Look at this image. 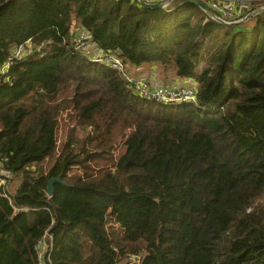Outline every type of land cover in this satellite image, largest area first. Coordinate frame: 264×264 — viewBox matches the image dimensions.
<instances>
[{
    "label": "trees",
    "instance_id": "trees-1",
    "mask_svg": "<svg viewBox=\"0 0 264 264\" xmlns=\"http://www.w3.org/2000/svg\"><path fill=\"white\" fill-rule=\"evenodd\" d=\"M174 2L0 0V167L18 181L0 264H38L45 232L46 264H264V11L203 23ZM74 21L123 69L75 48ZM143 66L193 79L195 101L143 97Z\"/></svg>",
    "mask_w": 264,
    "mask_h": 264
},
{
    "label": "built area",
    "instance_id": "built-area-1",
    "mask_svg": "<svg viewBox=\"0 0 264 264\" xmlns=\"http://www.w3.org/2000/svg\"><path fill=\"white\" fill-rule=\"evenodd\" d=\"M140 3L143 1L145 3H159L164 7H167L175 0H136ZM207 5L209 11L205 12V17L202 22L206 23L209 20L217 21L224 25H230L236 22L249 21L250 15L253 17L264 11V5L259 3L254 4L256 0H200ZM264 1V0H261ZM247 21V22H248ZM75 48L79 50H87L89 48L96 47L93 41L91 33L87 30H81L79 33H74L72 38ZM29 41V40H28ZM23 52V48L19 46L13 51V56L8 58V61L2 66V73L6 68H8L13 57L20 56ZM94 61H101L106 64L111 65L113 68L123 69L122 60L119 57L109 55L106 52L99 50L95 55H91ZM134 82L136 89L139 93L146 99H153L154 101L161 104H169L174 102H193L196 97V87L194 84H189L186 86L172 87V86H153L150 82L144 80L143 78L134 81L131 77L127 78ZM13 180L12 173L6 171L0 167V196L10 198V187ZM21 210H27V208H22ZM50 236L47 232L37 241L36 249L38 252V264L45 263V254L47 248L50 247V243L47 239ZM141 260L140 254H129L126 260V264H139Z\"/></svg>",
    "mask_w": 264,
    "mask_h": 264
},
{
    "label": "rangeland",
    "instance_id": "rangeland-1",
    "mask_svg": "<svg viewBox=\"0 0 264 264\" xmlns=\"http://www.w3.org/2000/svg\"><path fill=\"white\" fill-rule=\"evenodd\" d=\"M179 2H173L171 5H170V8H173L174 6H176L177 4H178ZM257 3H259V4H261V5H264V1H261V0H256L255 2H254V4H257ZM185 12L186 13H190L191 12V10L190 9H188V8H185ZM72 29H71V32H72V38H73V34L74 33H79L81 30H86V29H84V28H82L81 26H79L75 21L73 22V24H72ZM99 50H101V49H99L97 46L96 47H91V48H89V49H87V50H81L80 52H82L85 56H87V57H90L91 55H95L96 54V52L97 51H99ZM132 78V77H131ZM139 79V78H138ZM163 77H159V78H156V80H152V84H158V85H161V86H169V85H171V83H173V80H166V79H164ZM175 81V80H174ZM151 84V83H150ZM151 84V85H152ZM157 86V85H156ZM174 88V87H173ZM67 111V110H66ZM61 112V111H60ZM59 112V113H60ZM67 114H68V111H67ZM63 117H65L66 118V113L65 112H63V113H60V116H59V119H60V121H59V124H58V126H57V140H58V145H59V149H60V146H61V144H62V142L64 141V138H65V131H66V129H63V126H62V122H63V120H62V118ZM73 118H74V115H72L71 116V118H68L69 119V122L70 123H72V120H73ZM67 128V127H66ZM123 138H120L117 142V144H116V146L114 147V149H113V152L115 153V154H118V153H120V152H122L123 151V149H124V146H123ZM58 149V150H59ZM47 162H45L44 164H42V166L43 167H47ZM80 171H79V169H76V168H74V169H72V170H70L69 171V174L71 175V174H74V173H79ZM18 183V181H17V179H14L13 178V180H12V183H11V187H10V190H12V186H16V184ZM109 226H113L112 228L114 229V230H117V231H120V228H119V226H117V225H115V223L113 224V222H110L109 224H108Z\"/></svg>",
    "mask_w": 264,
    "mask_h": 264
},
{
    "label": "crops",
    "instance_id": "crops-1",
    "mask_svg": "<svg viewBox=\"0 0 264 264\" xmlns=\"http://www.w3.org/2000/svg\"><path fill=\"white\" fill-rule=\"evenodd\" d=\"M132 76H134L132 78L134 81H137V80L143 78L144 80L150 82L151 84H152V80H156V78L160 77V75L157 71V68L155 66H143L140 68H136L135 70H133ZM135 77L139 78V79H136ZM189 84H194L193 79H191V78H174L173 83H171V85H169V86L179 87V86H186ZM152 85L156 86L158 84H152Z\"/></svg>",
    "mask_w": 264,
    "mask_h": 264
},
{
    "label": "water",
    "instance_id": "water-1",
    "mask_svg": "<svg viewBox=\"0 0 264 264\" xmlns=\"http://www.w3.org/2000/svg\"><path fill=\"white\" fill-rule=\"evenodd\" d=\"M187 2H191V3H194L196 4L197 6H199L202 10L204 11H209V8L207 7L206 4H204L203 2H201L200 0H185ZM140 4L144 7H148V8H154V9H161V8H165L164 6H162L161 4L159 3H145L143 1H140ZM247 18H252V16L250 15L249 17ZM248 21V20H247ZM247 21H244V22H236V23H233V24H230V25H234V24H243V23H246ZM55 182H61V183H64L62 180H61V176H58V177H55V178H50L48 183H47V188H46V193L47 195L51 196L53 191H54V183Z\"/></svg>",
    "mask_w": 264,
    "mask_h": 264
}]
</instances>
